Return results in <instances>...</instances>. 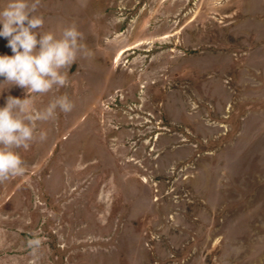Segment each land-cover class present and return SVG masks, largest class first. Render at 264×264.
I'll return each mask as SVG.
<instances>
[{
	"label": "rangeland",
	"instance_id": "374dc122",
	"mask_svg": "<svg viewBox=\"0 0 264 264\" xmlns=\"http://www.w3.org/2000/svg\"><path fill=\"white\" fill-rule=\"evenodd\" d=\"M33 14L57 38L74 25L92 54L31 94L34 112L74 107L13 149L25 171L0 182V264H264V0H39ZM9 95L28 93L0 85V107Z\"/></svg>",
	"mask_w": 264,
	"mask_h": 264
},
{
	"label": "clouds",
	"instance_id": "9594fccd",
	"mask_svg": "<svg viewBox=\"0 0 264 264\" xmlns=\"http://www.w3.org/2000/svg\"><path fill=\"white\" fill-rule=\"evenodd\" d=\"M38 3L39 0L31 5L28 0H8L0 10V36L7 38V46L14 53L0 55V77L5 78L3 84L19 86L28 93L24 99L9 95L6 106L0 107V182L24 173V162L13 149L30 147V142L37 138V121L54 119L57 109L63 113L73 110L72 101L62 95L34 112L30 107L31 94L48 93L54 86H65L67 74L62 70L78 56L87 58L92 54L79 42L82 37L74 25L65 28L59 38L50 32L36 31L44 23L42 17L33 14ZM38 138L46 140L47 133L40 132ZM27 244L36 255L42 240L33 234Z\"/></svg>",
	"mask_w": 264,
	"mask_h": 264
}]
</instances>
